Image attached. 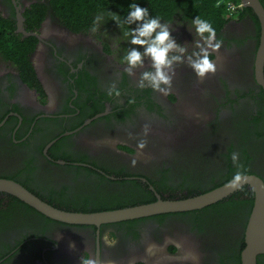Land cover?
<instances>
[{
    "label": "flooded vegetation",
    "instance_id": "af4514ba",
    "mask_svg": "<svg viewBox=\"0 0 264 264\" xmlns=\"http://www.w3.org/2000/svg\"><path fill=\"white\" fill-rule=\"evenodd\" d=\"M55 1L0 0V180L79 213L179 200L237 173L264 181L260 24L251 9L230 13L227 1L216 28L223 41L212 56L216 73L198 80L187 63L174 65L164 96L139 87L142 73L153 71L147 57L131 75L125 70L127 51L144 49L124 34L136 25L118 26L110 15L123 21L130 4L156 0H86L87 12L76 14ZM166 9L149 12L169 23L185 56L198 51L193 18ZM253 205L243 187L199 210L85 225L51 219L0 191V264L88 257L97 264H242Z\"/></svg>",
    "mask_w": 264,
    "mask_h": 264
},
{
    "label": "clouds",
    "instance_id": "9594fccd",
    "mask_svg": "<svg viewBox=\"0 0 264 264\" xmlns=\"http://www.w3.org/2000/svg\"><path fill=\"white\" fill-rule=\"evenodd\" d=\"M242 6L241 1L229 5V12H235ZM128 7L129 11L123 21H120L118 13H110V15L118 26L121 24L136 25L135 28L129 27L124 34L130 37L129 43L132 46L142 47L144 51L141 53L133 47L122 57V63L126 65L125 70L131 75L132 70L143 67L145 57L150 60L153 71L142 73L139 83L141 89L147 85L153 91L168 96L175 75L174 65L183 63H187L198 80H203L206 76L216 73L217 63L212 56L220 50L223 41L217 38V30L212 23L200 16L192 19L195 35L198 37V42L195 44L198 51L185 56L187 49L175 43L171 37L169 23H161L159 16L151 15L147 7H141L138 3H132ZM102 20L103 17L97 15L93 24L98 26ZM92 30L96 31L97 28L93 27ZM139 146L144 147L143 143ZM232 160L233 162L237 160L236 154H233ZM242 179L243 175L237 173L231 181V186L235 187ZM74 247L73 243L69 244L70 249ZM80 264H97V260L94 257L81 258Z\"/></svg>",
    "mask_w": 264,
    "mask_h": 264
},
{
    "label": "water",
    "instance_id": "95a60500",
    "mask_svg": "<svg viewBox=\"0 0 264 264\" xmlns=\"http://www.w3.org/2000/svg\"><path fill=\"white\" fill-rule=\"evenodd\" d=\"M241 3L244 8L251 9L259 20L260 44L255 59V67L258 83L264 89L262 74L264 64V9L258 0H241ZM231 181L206 192L179 200H166L158 197L157 201L153 203L94 213L57 210L41 202L21 186L6 180H0V191L16 195L20 200L51 219L71 224L100 225L169 212L199 210L226 198L243 187H249L254 194V205L245 229L246 245L242 253V264H256L257 256L264 254V181L254 175L243 176V179L235 187L231 186Z\"/></svg>",
    "mask_w": 264,
    "mask_h": 264
},
{
    "label": "trees",
    "instance_id": "16d2710c",
    "mask_svg": "<svg viewBox=\"0 0 264 264\" xmlns=\"http://www.w3.org/2000/svg\"><path fill=\"white\" fill-rule=\"evenodd\" d=\"M176 1V3H174ZM227 1L238 3L240 0H156L150 3H141L142 6L147 7L155 13L163 14L167 7L175 12L182 10L188 14V17L200 16L202 19L208 20L212 25L217 28L221 22H224V14H226L225 5ZM54 5H63L66 12L73 14L87 12L89 1L86 0H56ZM170 5V6H169ZM18 47L21 44L15 43Z\"/></svg>",
    "mask_w": 264,
    "mask_h": 264
},
{
    "label": "built area",
    "instance_id": "2783aa9c",
    "mask_svg": "<svg viewBox=\"0 0 264 264\" xmlns=\"http://www.w3.org/2000/svg\"><path fill=\"white\" fill-rule=\"evenodd\" d=\"M232 4H236V3H228V4H227L228 12H229V7H228V6H229V5H232ZM240 5H241V4H240ZM236 10H237V9H236ZM231 13H232V12H231Z\"/></svg>",
    "mask_w": 264,
    "mask_h": 264
},
{
    "label": "rangeland",
    "instance_id": "374dc122",
    "mask_svg": "<svg viewBox=\"0 0 264 264\" xmlns=\"http://www.w3.org/2000/svg\"><path fill=\"white\" fill-rule=\"evenodd\" d=\"M131 45V44H130Z\"/></svg>",
    "mask_w": 264,
    "mask_h": 264
}]
</instances>
